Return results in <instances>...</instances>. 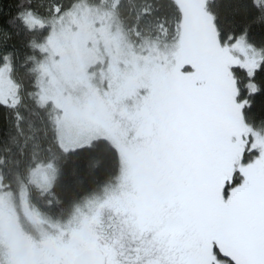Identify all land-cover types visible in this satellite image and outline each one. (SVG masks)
Segmentation results:
<instances>
[{"label": "snow or ice", "instance_id": "6c2138e0", "mask_svg": "<svg viewBox=\"0 0 264 264\" xmlns=\"http://www.w3.org/2000/svg\"><path fill=\"white\" fill-rule=\"evenodd\" d=\"M166 3L134 110L79 129L30 67L53 5L0 10V264H264V0Z\"/></svg>", "mask_w": 264, "mask_h": 264}, {"label": "rangeland", "instance_id": "374dc122", "mask_svg": "<svg viewBox=\"0 0 264 264\" xmlns=\"http://www.w3.org/2000/svg\"><path fill=\"white\" fill-rule=\"evenodd\" d=\"M106 1L111 10L118 2L79 3L57 17L48 38L49 59L38 68L44 103L67 113L75 129L90 121L120 122L144 94L157 59L172 50L171 42L131 41L111 10L104 9ZM21 224L38 237L23 216Z\"/></svg>", "mask_w": 264, "mask_h": 264}, {"label": "trees", "instance_id": "16d2710c", "mask_svg": "<svg viewBox=\"0 0 264 264\" xmlns=\"http://www.w3.org/2000/svg\"><path fill=\"white\" fill-rule=\"evenodd\" d=\"M43 3L47 6L48 4L53 5V13L49 19H56L60 15L64 14L65 11L70 10L73 6L79 3H88L93 6L100 5L99 0H43ZM57 5H64L63 11L59 16L55 15V7ZM12 0H0V10L8 12L12 9ZM105 8L109 9L108 1L105 2ZM99 7V6H98ZM159 8V11L156 9ZM111 13L117 18L123 31L127 33L128 38L131 41H138L139 43L144 40H158L164 42L163 37L155 38V34L158 31L157 17H167L169 23L175 19L176 12L174 8H171L166 0H118L114 9ZM51 32V26L47 27L44 31H38L36 39L38 41L39 51L35 54L36 59L33 65L30 67L34 68V79L38 81L39 67L40 65L49 59L50 48L48 46V38ZM171 42V41H169ZM191 71V69H185V71ZM48 110L56 112L54 107L50 103H46ZM36 121V127L39 129V118L33 117ZM2 124V122H0ZM47 226V225H45Z\"/></svg>", "mask_w": 264, "mask_h": 264}]
</instances>
